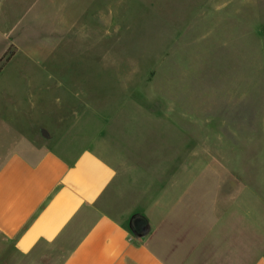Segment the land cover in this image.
Returning <instances> with one entry per match:
<instances>
[{
	"label": "rangeland",
	"instance_id": "obj_1",
	"mask_svg": "<svg viewBox=\"0 0 264 264\" xmlns=\"http://www.w3.org/2000/svg\"><path fill=\"white\" fill-rule=\"evenodd\" d=\"M5 114L14 120L0 126L3 151L45 149L79 117L74 143L97 144L106 129L97 146L126 164L129 190L153 181L161 223L175 194L160 185L183 182L175 192L200 214L185 208L179 224L206 229H190L176 257L262 256L240 249L264 232V0H0Z\"/></svg>",
	"mask_w": 264,
	"mask_h": 264
},
{
	"label": "crops",
	"instance_id": "obj_2",
	"mask_svg": "<svg viewBox=\"0 0 264 264\" xmlns=\"http://www.w3.org/2000/svg\"><path fill=\"white\" fill-rule=\"evenodd\" d=\"M61 117L59 122L64 120ZM114 117L101 114L102 121L109 123ZM80 119L86 123L87 117L69 121L62 132L53 131L45 149H0V237L5 241L0 243V264H200L199 254L194 256L185 248L187 255L176 257L190 229L198 233L206 229L201 224L193 228L179 224L178 217L187 216L185 208L196 212L195 216L200 214L191 204L183 205V196L175 192H181L183 182L175 183L167 176L159 184L175 194L164 198L171 211L170 224L161 223L154 215L159 197L154 194L153 181L126 188V164L109 149L97 146L106 137V129L97 144L93 140L88 146L74 143V124ZM13 120L5 114L0 126L8 131ZM89 134L81 136L86 140ZM134 214L142 220L136 219L132 228L128 218ZM237 233L245 235L246 231ZM262 233L259 243L253 237L240 249L245 258L262 250V256L249 264H264Z\"/></svg>",
	"mask_w": 264,
	"mask_h": 264
},
{
	"label": "trees",
	"instance_id": "obj_3",
	"mask_svg": "<svg viewBox=\"0 0 264 264\" xmlns=\"http://www.w3.org/2000/svg\"><path fill=\"white\" fill-rule=\"evenodd\" d=\"M10 60L8 59L7 62H9Z\"/></svg>",
	"mask_w": 264,
	"mask_h": 264
}]
</instances>
